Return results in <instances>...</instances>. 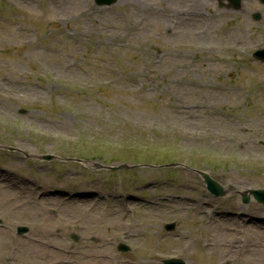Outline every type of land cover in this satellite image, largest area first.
Returning <instances> with one entry per match:
<instances>
[{
    "label": "rangeland",
    "instance_id": "374dc122",
    "mask_svg": "<svg viewBox=\"0 0 264 264\" xmlns=\"http://www.w3.org/2000/svg\"><path fill=\"white\" fill-rule=\"evenodd\" d=\"M53 1L0 0V169L8 175L0 178V264H151L155 252L179 255L187 242L190 264H264V228L203 213L264 215V205L241 195L264 188V64L252 57L264 47V5L244 0L236 11L216 0H117L100 10L91 0ZM160 6L187 15L176 28L152 11ZM202 10L220 16L213 24L193 18ZM205 43L215 50L200 51ZM153 55L165 59L156 66ZM56 78L66 82L54 85ZM174 162L183 164L164 166ZM187 166L234 188L222 198L205 193ZM26 176L42 185L38 193L4 188ZM86 190L103 201L75 205L98 200L70 194ZM60 194L69 197L64 205L35 203ZM18 225L29 227L27 235ZM243 231L259 245L239 253L229 241ZM42 232L55 249L31 246ZM203 238L215 245L206 249ZM101 252L107 260H98Z\"/></svg>",
    "mask_w": 264,
    "mask_h": 264
},
{
    "label": "bare ground",
    "instance_id": "6f19581e",
    "mask_svg": "<svg viewBox=\"0 0 264 264\" xmlns=\"http://www.w3.org/2000/svg\"><path fill=\"white\" fill-rule=\"evenodd\" d=\"M164 14L168 17V16H170V12L168 11V10H166V11H164ZM2 171V170H1ZM23 185V184H22ZM25 185V184H24ZM10 186H15L16 188L19 186V183H12ZM10 186H8V187H10ZM37 189H38V187H37ZM13 200H15V198H12V197H10L9 199H8V201L10 202V201H13ZM36 203H38V205H42V204H49V203H53V204H55V205H57V206H61V202H60V200L59 199H52V198H42V199H40V200H37V202ZM79 206H88V208H92L93 206H94V202H92V201H90V202H84V201H80L79 202ZM44 224V222H42V223H40V226H42ZM43 234L41 235V236H37L38 238H44L45 237V235H46V233L45 232H42ZM34 239V241L35 242H33V244L31 245V246H33V247H35V245H38L37 244V240H38V242H39V245H43L44 247H46V242H44V240L43 239H41V241L39 240V239ZM36 243V244H35ZM100 258H101V261H105V260H107L106 258H107V254L106 253H104V252H101L99 255H98Z\"/></svg>",
    "mask_w": 264,
    "mask_h": 264
},
{
    "label": "water",
    "instance_id": "95a60500",
    "mask_svg": "<svg viewBox=\"0 0 264 264\" xmlns=\"http://www.w3.org/2000/svg\"><path fill=\"white\" fill-rule=\"evenodd\" d=\"M108 1L109 2H113L114 0H108ZM257 57L260 58L261 60H264V51L259 53V54H257ZM208 183H209L210 190L212 192L217 193L219 195L223 194V190L221 189L222 187L218 186V184L216 182H214L213 180L209 179ZM251 192L256 195V198L259 201H264V191L252 190Z\"/></svg>",
    "mask_w": 264,
    "mask_h": 264
}]
</instances>
